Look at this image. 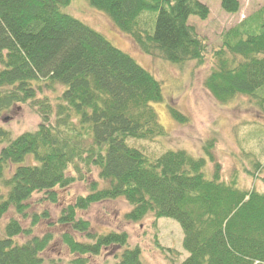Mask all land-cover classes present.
<instances>
[{
	"label": "trees",
	"instance_id": "16d2710c",
	"mask_svg": "<svg viewBox=\"0 0 264 264\" xmlns=\"http://www.w3.org/2000/svg\"><path fill=\"white\" fill-rule=\"evenodd\" d=\"M84 1L110 18L144 54L176 65L203 62L206 42L188 19H206L204 3ZM219 1L226 13L240 8L239 0ZM70 3L0 0V115L29 102L40 117L35 130L19 135L0 127V219L10 210L26 217L35 193L55 204L56 188L86 181L97 169L103 186L90 182L88 193L67 204L56 220L86 238L61 233L73 256L69 264H86L109 247L120 250L116 264H143L139 247L129 246L125 232H93L88 221L77 217L94 203L120 197L130 205L124 215L128 221L150 213L179 223L186 252L179 264H264V192L240 188L234 179L223 181L218 162L207 178L204 159L185 150L151 157L128 144L129 138L151 140L166 133L151 105L163 99L161 84L100 31L65 13L62 9ZM221 34L213 51L216 65L204 87L220 103L244 95L260 98L257 104L264 105V6ZM57 87L61 90L54 103L37 96ZM168 110L174 119L186 121L175 108ZM213 142L204 146L211 161ZM45 216L32 214L27 227L14 217L5 223L0 264L44 263L40 253L53 235L32 232ZM18 236L28 238L18 242Z\"/></svg>",
	"mask_w": 264,
	"mask_h": 264
},
{
	"label": "rangeland",
	"instance_id": "374dc122",
	"mask_svg": "<svg viewBox=\"0 0 264 264\" xmlns=\"http://www.w3.org/2000/svg\"><path fill=\"white\" fill-rule=\"evenodd\" d=\"M198 1L207 6L208 16L204 20L190 16L188 23L207 45L201 64L190 61L176 65L144 54L132 39L112 24L110 18L84 0H71L67 8L62 10L83 21L88 27L100 31L113 45L130 54L143 69L149 70L161 84L163 99L151 105L157 113V121L166 133L151 140L129 138L128 144L138 146L151 157L159 156L166 150H185L192 157L204 159L205 167L202 172L207 178L211 177L214 162H218L223 181L234 179L240 188H254L264 192V105L257 104L260 98L244 95H237L227 103H220L204 87L205 76L216 65L213 51L221 44V33L260 10L264 6V0H239V10L230 14L221 9L219 0ZM236 59L240 61V58ZM60 90L58 87L56 91L45 89L37 96L46 95L54 103ZM31 104H16L3 112L0 115V127L10 131L11 136L35 130L40 117ZM170 107L185 116L186 121L174 119L168 110ZM210 140L214 141L211 148L212 161L204 151V146ZM86 177V181H77L65 189L56 188L58 199L55 204L41 199L42 196L45 197L42 193L33 194L28 202V215L24 218L17 216L13 210L7 212L0 219V237H3L5 223L10 218H19L22 226L27 227L32 214L45 212L47 217H43L32 232L38 236L47 232L53 235L48 247L40 253L43 264L50 261L69 264L73 256L61 242V233L70 232L80 241L86 238L71 231L68 225L56 223V220L67 204L73 202L78 195L88 193L90 182L99 181L97 169H93ZM99 186H103L101 181ZM129 206L123 197L101 201L92 204L85 211H78L77 217L88 221L93 232H125L129 246L139 247L143 264H179L186 256L181 247L183 235L179 223L168 217L155 219L150 213L137 222L128 221L124 215L130 210ZM27 238L18 236L15 239L22 242ZM118 253L120 250L117 247L103 249L100 255L90 256L86 264H116Z\"/></svg>",
	"mask_w": 264,
	"mask_h": 264
}]
</instances>
